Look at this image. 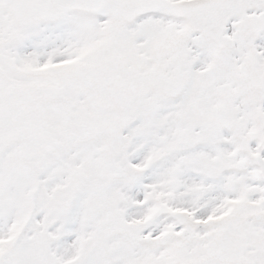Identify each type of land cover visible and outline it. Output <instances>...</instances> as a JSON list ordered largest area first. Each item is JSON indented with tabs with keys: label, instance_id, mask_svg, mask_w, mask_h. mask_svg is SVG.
<instances>
[{
	"label": "snow or ice",
	"instance_id": "1",
	"mask_svg": "<svg viewBox=\"0 0 264 264\" xmlns=\"http://www.w3.org/2000/svg\"><path fill=\"white\" fill-rule=\"evenodd\" d=\"M0 264H264V0H0Z\"/></svg>",
	"mask_w": 264,
	"mask_h": 264
}]
</instances>
